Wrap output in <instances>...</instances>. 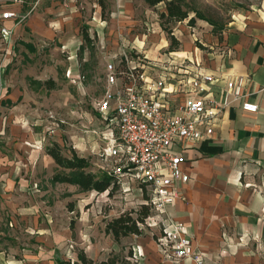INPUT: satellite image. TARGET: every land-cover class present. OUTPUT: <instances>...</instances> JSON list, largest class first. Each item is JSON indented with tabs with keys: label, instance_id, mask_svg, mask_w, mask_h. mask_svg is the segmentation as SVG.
<instances>
[{
	"label": "rangeland",
	"instance_id": "1",
	"mask_svg": "<svg viewBox=\"0 0 264 264\" xmlns=\"http://www.w3.org/2000/svg\"><path fill=\"white\" fill-rule=\"evenodd\" d=\"M28 1L29 5L39 4L36 8L38 14L42 11L40 8L54 3L51 20L44 22L40 18L38 22L45 23L52 30L51 48L55 49L49 52V47L41 44L40 40L34 41L30 35L36 32L32 27L28 28L15 48L19 62L14 60L6 72L15 70L21 75L31 68L47 80L57 66L58 75L53 90L28 91L17 101V118L13 121L19 129L29 128L37 136V141L31 144L33 149L45 151L46 147L57 143L63 155L70 156L74 151L78 156L88 158L92 168L101 172H111L117 164L113 158L105 156L104 150L109 146L103 139L106 128L94 110L104 86L103 63L97 50L98 37L108 38L110 43L115 39L133 45L143 41L140 53L148 55L149 52L150 58H154L151 56L169 53L170 32L174 37H184L193 51L197 48L203 53H211L215 49L212 44L215 37L219 38L234 19L246 12L264 11V0H185L190 9L201 17L196 16L190 26L188 20L194 16L191 11L183 22L169 23L158 17L164 12L163 4L150 8L143 0ZM101 20L105 24L99 26ZM83 33L92 38L91 44H85ZM163 38L167 40L164 48L161 46ZM29 41L37 45V49L30 53L31 59L26 55L23 60L21 53L25 45H32ZM63 44L70 46L62 50ZM181 45L183 42H179L175 51L180 52ZM71 52L75 56L73 64L67 60ZM137 55L132 53L133 57ZM71 65L82 76L77 83H71L67 78L66 69ZM30 87L35 89L37 86ZM17 137L23 139L20 134ZM24 144L30 146V143ZM47 184L38 181V185L32 186L36 195L32 203L25 200L28 192L24 190L25 196L19 197L15 211L3 215L2 227L9 232L0 241V247L5 249L0 254V264L130 263L126 260L131 253L129 241H121V238L115 242L104 229L108 221L120 214L139 209L137 203L142 202L143 195H146L139 185L127 184V193L120 189L108 196L106 193H83L65 185L50 189ZM44 190H48L46 195L41 194ZM147 234L148 231L143 230L138 237Z\"/></svg>",
	"mask_w": 264,
	"mask_h": 264
},
{
	"label": "crops",
	"instance_id": "2",
	"mask_svg": "<svg viewBox=\"0 0 264 264\" xmlns=\"http://www.w3.org/2000/svg\"><path fill=\"white\" fill-rule=\"evenodd\" d=\"M38 5H29L28 0L21 5L0 0V13L28 14L22 22L4 21V25L12 30L11 40L5 44L0 39V241L9 232L2 227L3 215L15 211L19 197L25 196L24 190L28 192L25 200L32 203L36 196L32 186L38 185V181L46 186L49 183L50 189L64 185L77 188L51 183L52 176L60 169L45 151L31 147L38 139L31 129H19L13 121L17 118V101L22 96L28 91H51L54 88L47 90L39 83L57 81V66L47 80L31 68L21 75L15 70L6 72L14 60L19 62L15 48L28 28L32 27L36 32L30 35L34 41L40 40L41 44L49 47V52L55 49L51 48L52 30L45 23L38 22L40 18L44 22L51 20L54 3L40 8L39 14L36 10ZM100 23L99 26L105 24L102 20ZM175 37L183 45L180 52H170L173 56L199 61L203 71L219 78L212 88L217 100L226 81L242 77L244 82L242 98L231 101L219 116L211 137L172 147L173 153L182 156L180 167L189 181L180 187L183 199L170 206L169 212L175 220L183 223L194 249L204 256L205 264H264V11L246 12L234 19L219 38L215 37L212 42L215 49L211 53H203L197 48L193 51L184 37ZM106 40L113 47L118 45L116 39L111 43L108 38ZM161 41L164 48L167 40L163 38ZM29 42L32 45H25L22 50L23 60L26 55L31 59L30 53L37 49V45ZM142 45L143 41L135 44L139 53ZM69 46L63 44L62 50ZM158 54L150 58L148 52L145 56L156 60L162 57ZM67 60L74 63L72 52ZM66 74L71 83H77L82 77L72 65L66 69ZM30 85L37 87L32 89ZM184 95L180 91L171 94L170 99L176 104L183 101ZM243 101L257 104V113L242 111L240 104ZM19 134L23 139L17 137ZM47 193L48 190H44L41 194ZM123 239L131 244V253L126 258L129 264H194L189 259H165L149 232L145 237H124L121 241ZM2 251L5 249L0 247V254Z\"/></svg>",
	"mask_w": 264,
	"mask_h": 264
},
{
	"label": "built area",
	"instance_id": "3",
	"mask_svg": "<svg viewBox=\"0 0 264 264\" xmlns=\"http://www.w3.org/2000/svg\"><path fill=\"white\" fill-rule=\"evenodd\" d=\"M9 1L13 5L24 3ZM27 16L12 11L0 13L2 42L9 44L12 35L4 21L22 22ZM97 50L103 61L104 86L94 110L106 128L103 139L109 146L105 156L117 164L104 173L117 179L123 193L131 183L145 191L146 198L139 205L148 206L150 214L139 227L154 238L165 259L205 264L183 223L169 212L170 206L183 199L180 187L189 181L180 167L182 156L171 149L211 137L219 116L231 101L242 98L244 79L226 81L217 100L212 88L219 78L203 71L199 61L170 52L152 60L141 56L133 44L119 41L113 47L103 37H98ZM132 53L138 55L133 57ZM180 91L184 99L174 104L170 95ZM240 106L247 113L258 111V105L248 101ZM137 255L141 257L139 252Z\"/></svg>",
	"mask_w": 264,
	"mask_h": 264
},
{
	"label": "trees",
	"instance_id": "4",
	"mask_svg": "<svg viewBox=\"0 0 264 264\" xmlns=\"http://www.w3.org/2000/svg\"><path fill=\"white\" fill-rule=\"evenodd\" d=\"M145 4L152 8L159 4L164 5V12L159 13V20L166 22L181 23L189 17V12L194 13V16L189 18L190 26L194 24L195 18L201 19L198 13L191 10L185 0H143ZM168 40L170 42L169 52H175L179 42L168 32ZM83 40L85 44L89 45L92 40L87 33H83ZM43 85L47 90L54 88V82L48 80ZM45 153L54 161L60 172H56L52 178L51 183L67 184L76 186L80 192H95L98 194L106 193L111 196L114 192L120 190L117 179L114 176L108 175L99 170H94L88 158L78 156L74 151H71L70 156H65L61 153L60 146L55 143L51 147H46ZM143 198H146L145 194ZM150 214V208L146 205H139L136 211H129L120 214L118 217L108 221L105 225L104 232L106 235H111L115 242L121 238L130 235L140 236L143 229L139 224H143L144 219ZM135 216V217H134ZM84 261V259L82 258ZM64 264V263H61ZM100 264H107L102 262Z\"/></svg>",
	"mask_w": 264,
	"mask_h": 264
}]
</instances>
